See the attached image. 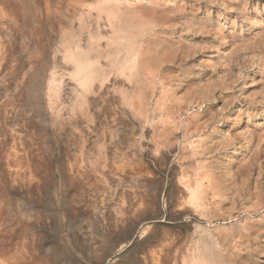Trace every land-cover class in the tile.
Masks as SVG:
<instances>
[{"label":"rangeland","instance_id":"374dc122","mask_svg":"<svg viewBox=\"0 0 264 264\" xmlns=\"http://www.w3.org/2000/svg\"><path fill=\"white\" fill-rule=\"evenodd\" d=\"M0 264H264V0H0Z\"/></svg>","mask_w":264,"mask_h":264},{"label":"bare ground","instance_id":"6f19581e","mask_svg":"<svg viewBox=\"0 0 264 264\" xmlns=\"http://www.w3.org/2000/svg\"><path fill=\"white\" fill-rule=\"evenodd\" d=\"M83 52V51H82ZM80 53V52H79ZM76 55V54H75ZM75 55L73 57H75ZM83 56V55H82ZM72 57V58H73ZM76 57H78L76 55ZM81 57V55H80ZM78 57V59L80 58ZM85 57V56H83ZM82 57V58H83ZM97 57H101L99 54H97ZM97 58V59H98ZM71 60V58H70ZM74 60V59H73ZM81 60V58H80ZM99 61V59H98ZM73 62V61H72ZM76 62V60H75ZM81 62V61H80ZM97 62V61H96ZM74 63V62H73ZM72 63V64H73ZM79 63V62H78ZM83 63V62H82ZM98 63V62H97ZM79 65V64H78ZM84 65V64H83ZM89 65V64H88ZM75 66V65H74ZM77 66V65H76ZM80 67H83L82 65ZM84 68V67H83ZM85 68H88V67H85ZM84 68V69H85ZM77 69V68H76ZM79 69V68H78ZM77 69V70H78ZM102 68H101V65H99L97 68H96V72H97V77L101 78L103 75L101 74L103 72L100 71ZM79 71V70H78ZM83 71V70H82ZM87 71V69H86ZM77 72V71H76ZM75 72V73H76ZM88 72V71H87ZM91 72V71H90ZM89 72V73H90ZM82 73V72H81ZM88 73V74H89ZM92 73H95L93 72L92 70ZM86 74V73H85ZM76 75V74H75ZM87 75V74H86ZM84 75V76H86ZM92 75V74H90ZM93 76V75H92ZM95 76V74H94ZM90 77V76H89ZM84 79V77H83ZM90 79V78H89ZM84 83V81H82ZM235 207V206H234ZM258 206H255V207H252V208H245V207H240V208H237L236 210L234 211H230L227 215H224L223 217H220L218 218V220H220L222 223L224 224H229L231 225V227H234L236 228L235 229V233L240 236V237H248V236H252V235H257L259 236L261 233H262V227H263V221L262 220H255V219H251V217L253 215H255L257 213V210H258ZM233 210V209H232ZM228 212V211H227ZM226 212V213H227ZM216 214V213H215ZM205 216V215H204ZM203 216V217H204ZM211 221V220H210ZM212 224V223H211ZM214 224V223H213ZM204 229V228H203ZM210 233V231H209ZM213 233V232H212ZM204 236V234H203ZM202 236V237H203ZM206 237V236H205ZM216 238V237H215ZM231 238V237H230ZM253 239V238H252ZM253 242V240H251ZM256 241V240H255ZM168 242V241H167Z\"/></svg>","mask_w":264,"mask_h":264}]
</instances>
